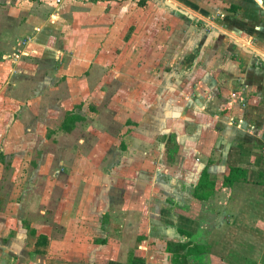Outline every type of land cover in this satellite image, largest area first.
I'll use <instances>...</instances> for the list:
<instances>
[{
	"label": "rangeland",
	"instance_id": "1",
	"mask_svg": "<svg viewBox=\"0 0 264 264\" xmlns=\"http://www.w3.org/2000/svg\"><path fill=\"white\" fill-rule=\"evenodd\" d=\"M101 1L96 11L88 3L62 19L60 25L98 28L62 39L53 57L36 44L26 45V54L12 40L0 42V223L27 235L18 239L20 250L47 249L53 260L74 264L98 250L110 217L126 222L125 238L136 244L143 206L173 199L187 177L199 176L182 175L190 150L175 138L187 137L192 122L181 63L186 45L176 47L187 20L162 8L165 0ZM11 6L0 0V35L21 22ZM70 111L79 118L64 131ZM177 244L166 239L163 247L181 252ZM233 248L217 250L231 260L213 253L190 263L242 264Z\"/></svg>",
	"mask_w": 264,
	"mask_h": 264
},
{
	"label": "crops",
	"instance_id": "2",
	"mask_svg": "<svg viewBox=\"0 0 264 264\" xmlns=\"http://www.w3.org/2000/svg\"><path fill=\"white\" fill-rule=\"evenodd\" d=\"M5 2L12 4L14 12L23 16L20 24L1 31L0 42L12 40V48H16L15 45L25 48L26 45L33 47L36 44L52 57L56 52L60 53L62 39L65 42L73 40L70 37L73 32H81L82 27L87 26L86 31L88 29L91 32H96L98 28L93 24L79 27L60 25L62 19L73 12L77 13L85 4H93L96 8L92 11H96L102 3L101 0ZM171 2L193 15V18H188L180 14L188 24L185 29L181 28L186 34L182 33L183 37L176 46L180 50L184 48L182 44L186 45L187 53L181 63L184 64L185 72H188L183 73L190 79V84L186 87L190 94L186 93L185 98L192 105L191 112H187V118L191 117L193 120L190 118L189 121L192 122L186 125L187 137L175 138L177 142L183 138L182 142L186 141L190 150L187 154L190 163L186 164L191 167L186 168L182 175L196 176L195 173L198 172L199 176L196 181L194 177H187L188 182H182L181 186L179 184L181 188L172 196L173 199L157 201L152 204L154 208L149 204L148 209L143 206L145 211L141 212L138 225L133 231L136 234L135 240L138 241L137 246L127 241L126 222L116 220V216L114 219L110 217L109 222H112L109 225L112 227L107 229L108 232L103 238L105 242L99 243L98 250H90L88 259H83L79 264H174L171 252L163 247L166 239L179 243L186 240L192 241V244L204 243L209 246V256L214 253L216 257L228 260L231 259L225 254L220 255L217 250H225L226 244L233 243V259L240 257L242 264L246 260L253 264H262L264 0ZM108 5L105 6V11ZM160 5L172 12L162 2ZM89 15L93 17L92 13ZM44 29L46 31L42 34ZM50 31L54 33L53 37H48ZM98 35L94 34L93 37ZM235 42H240L251 52L240 48ZM22 53L27 54V49H23ZM231 167L240 168L243 175L232 185H225L223 182ZM190 170L195 173H189ZM202 171H206L215 181L212 195L203 200L192 196L193 186L198 182ZM183 183L185 188L182 189ZM180 192L184 200L178 197ZM183 201L190 205L183 204ZM0 229V264H74L60 258L53 260L50 250L48 252L45 248L20 250L18 239H25L27 235H23L21 230L15 232L12 225L6 226L4 231L2 222ZM120 233H124V236ZM215 233H218V239L213 238ZM252 240L256 241L254 245ZM153 242L156 245L155 250ZM158 243L161 244V249H158ZM237 245L239 247L236 248ZM24 255L30 257L29 261L22 260ZM39 256L42 258L40 263L37 262ZM191 259L192 257H188V261Z\"/></svg>",
	"mask_w": 264,
	"mask_h": 264
},
{
	"label": "trees",
	"instance_id": "3",
	"mask_svg": "<svg viewBox=\"0 0 264 264\" xmlns=\"http://www.w3.org/2000/svg\"><path fill=\"white\" fill-rule=\"evenodd\" d=\"M144 1H140L139 5H143ZM79 118L73 112H67L63 121L60 124V129L67 131L73 125V123ZM241 175H243V171L237 167H231L228 175L224 180L225 185H232V183L237 180ZM215 181L212 179L206 171H202L197 184L193 186L192 196L197 199H208L214 190ZM105 240H101L100 243H104ZM178 243L176 246L181 249V252H177L176 250L172 251V261L174 264H191L192 260H196V258H202L203 263L207 260V256H209L210 250L209 246L204 243H193L192 241H185L182 243ZM175 245V244H174ZM188 257H192L191 260L188 261ZM261 263L264 264V256L262 257ZM244 264H253L252 261L246 260Z\"/></svg>",
	"mask_w": 264,
	"mask_h": 264
},
{
	"label": "water",
	"instance_id": "4",
	"mask_svg": "<svg viewBox=\"0 0 264 264\" xmlns=\"http://www.w3.org/2000/svg\"><path fill=\"white\" fill-rule=\"evenodd\" d=\"M163 4L167 7H169L170 9L172 10H176L179 14L185 16V17H188V18H193V15L188 13L186 10L182 9V8H179V7H176L174 3H170L168 2V0H165L163 2ZM235 44L237 46H239L240 48L248 51V52H251V50L249 48H247L246 46L242 45L240 42H235ZM262 60L264 61V57H262Z\"/></svg>",
	"mask_w": 264,
	"mask_h": 264
},
{
	"label": "built area",
	"instance_id": "5",
	"mask_svg": "<svg viewBox=\"0 0 264 264\" xmlns=\"http://www.w3.org/2000/svg\"><path fill=\"white\" fill-rule=\"evenodd\" d=\"M55 2H56V3H59V2H60V0H55Z\"/></svg>",
	"mask_w": 264,
	"mask_h": 264
},
{
	"label": "bare ground",
	"instance_id": "6",
	"mask_svg": "<svg viewBox=\"0 0 264 264\" xmlns=\"http://www.w3.org/2000/svg\"><path fill=\"white\" fill-rule=\"evenodd\" d=\"M169 2V1H168Z\"/></svg>",
	"mask_w": 264,
	"mask_h": 264
}]
</instances>
